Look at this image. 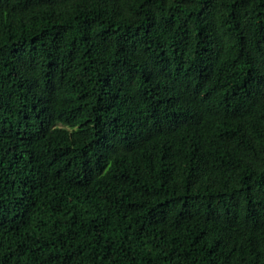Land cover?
Wrapping results in <instances>:
<instances>
[{
  "label": "trees",
  "instance_id": "obj_1",
  "mask_svg": "<svg viewBox=\"0 0 264 264\" xmlns=\"http://www.w3.org/2000/svg\"><path fill=\"white\" fill-rule=\"evenodd\" d=\"M0 264H264V0H0Z\"/></svg>",
  "mask_w": 264,
  "mask_h": 264
}]
</instances>
